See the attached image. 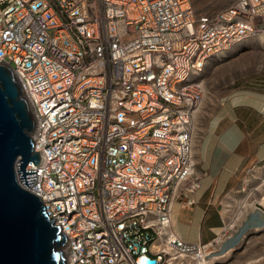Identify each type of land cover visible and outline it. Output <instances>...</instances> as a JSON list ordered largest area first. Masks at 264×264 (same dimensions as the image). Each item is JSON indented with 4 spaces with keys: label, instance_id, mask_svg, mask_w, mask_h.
I'll return each mask as SVG.
<instances>
[{
    "label": "built area",
    "instance_id": "1",
    "mask_svg": "<svg viewBox=\"0 0 264 264\" xmlns=\"http://www.w3.org/2000/svg\"><path fill=\"white\" fill-rule=\"evenodd\" d=\"M261 34L264 0L212 13L192 0H0V61L21 83L41 153L25 168L34 183L17 177L67 235L66 264H206L231 250L245 210L264 215L229 200L206 242L172 226L175 204L195 205L201 188L208 60Z\"/></svg>",
    "mask_w": 264,
    "mask_h": 264
},
{
    "label": "crops",
    "instance_id": "2",
    "mask_svg": "<svg viewBox=\"0 0 264 264\" xmlns=\"http://www.w3.org/2000/svg\"><path fill=\"white\" fill-rule=\"evenodd\" d=\"M203 120L195 148L201 173L197 203L191 207L175 204L172 216L174 230L189 242H206L220 232L223 204L238 191L248 168L264 164V84L232 91ZM262 224L264 215L247 209L228 244L233 247L239 234L261 230Z\"/></svg>",
    "mask_w": 264,
    "mask_h": 264
},
{
    "label": "water",
    "instance_id": "3",
    "mask_svg": "<svg viewBox=\"0 0 264 264\" xmlns=\"http://www.w3.org/2000/svg\"><path fill=\"white\" fill-rule=\"evenodd\" d=\"M36 118L12 67L0 61V264H66L68 237L54 223L42 199L18 181L33 184L40 151L32 134ZM153 260L145 259V264Z\"/></svg>",
    "mask_w": 264,
    "mask_h": 264
},
{
    "label": "rangeland",
    "instance_id": "4",
    "mask_svg": "<svg viewBox=\"0 0 264 264\" xmlns=\"http://www.w3.org/2000/svg\"><path fill=\"white\" fill-rule=\"evenodd\" d=\"M235 1L192 0V5L197 13H212L230 6ZM201 80L206 93L195 126V148L206 112L236 89L253 90L254 87L263 86L264 34L247 38L232 46L224 55L210 58ZM259 185L261 187L256 189ZM263 196L264 164L244 174L238 191L232 195L233 201H230L235 205L245 200L248 205L254 201L256 203V200ZM260 204L264 209V205ZM211 264H264V228L244 236L239 234V239L231 250L214 258Z\"/></svg>",
    "mask_w": 264,
    "mask_h": 264
},
{
    "label": "bare ground",
    "instance_id": "5",
    "mask_svg": "<svg viewBox=\"0 0 264 264\" xmlns=\"http://www.w3.org/2000/svg\"><path fill=\"white\" fill-rule=\"evenodd\" d=\"M261 185H262V184H261ZM261 185L257 186L256 189H259V188L261 187ZM256 201H257L258 203L260 202V203H262V204L264 205V196H263L262 198H260V199H257ZM246 203H247V202H246ZM254 204H255V201L249 203L248 206H249V205L253 206ZM245 211H246V210H245ZM213 259H214V258L210 259L206 264H211L212 261H213Z\"/></svg>",
    "mask_w": 264,
    "mask_h": 264
}]
</instances>
